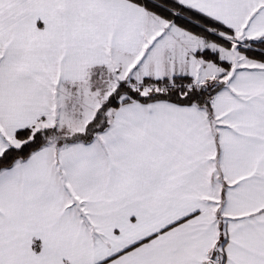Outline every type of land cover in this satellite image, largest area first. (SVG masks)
I'll return each instance as SVG.
<instances>
[{"label":"snow or ice","instance_id":"obj_1","mask_svg":"<svg viewBox=\"0 0 264 264\" xmlns=\"http://www.w3.org/2000/svg\"><path fill=\"white\" fill-rule=\"evenodd\" d=\"M0 264H264V0H0Z\"/></svg>","mask_w":264,"mask_h":264}]
</instances>
